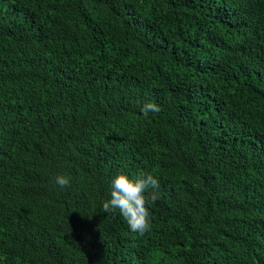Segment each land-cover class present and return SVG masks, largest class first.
Masks as SVG:
<instances>
[{
	"label": "trees",
	"instance_id": "16d2710c",
	"mask_svg": "<svg viewBox=\"0 0 264 264\" xmlns=\"http://www.w3.org/2000/svg\"><path fill=\"white\" fill-rule=\"evenodd\" d=\"M0 264H264V0H0Z\"/></svg>",
	"mask_w": 264,
	"mask_h": 264
},
{
	"label": "clouds",
	"instance_id": "9594fccd",
	"mask_svg": "<svg viewBox=\"0 0 264 264\" xmlns=\"http://www.w3.org/2000/svg\"><path fill=\"white\" fill-rule=\"evenodd\" d=\"M160 110V106L154 102L146 103L140 109L145 116ZM55 184L63 189L69 185V179L58 175ZM158 189L159 180L151 173L130 175L120 171L111 178L108 198L102 204L103 211H118L130 231L143 235L151 227L149 207L158 199Z\"/></svg>",
	"mask_w": 264,
	"mask_h": 264
}]
</instances>
